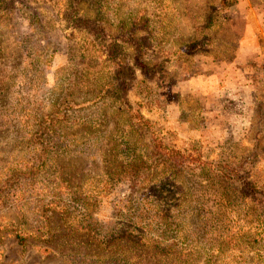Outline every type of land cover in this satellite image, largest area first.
I'll return each mask as SVG.
<instances>
[{"label":"rangeland","instance_id":"1","mask_svg":"<svg viewBox=\"0 0 264 264\" xmlns=\"http://www.w3.org/2000/svg\"><path fill=\"white\" fill-rule=\"evenodd\" d=\"M76 1L0 0V264H264V0Z\"/></svg>","mask_w":264,"mask_h":264},{"label":"trees","instance_id":"2","mask_svg":"<svg viewBox=\"0 0 264 264\" xmlns=\"http://www.w3.org/2000/svg\"><path fill=\"white\" fill-rule=\"evenodd\" d=\"M69 4L71 5V8H75L77 1L76 0H69ZM109 58L113 64V82L114 84L109 87V91H107V94L109 96L116 100L119 103H122L121 108H126L127 110L131 108L129 101L127 100V91L129 89V82L125 78V70L127 69L126 64L122 63V61L119 60L118 54L116 52L109 51ZM123 111H126L125 109H122ZM127 113V112H126ZM133 118L136 120V131L139 130L146 135L151 137V150L152 155L157 157L159 156H165V159H159V161H162L163 164H166V162H176L180 164V166L188 164H197V168L200 169V174L203 176L208 175L209 167L210 165L208 163H205V161H202L200 155H196L194 159H190V155H186V151H179L171 147L165 146L161 140L158 139V135L156 134V131L153 129V124L149 119H146L143 117L138 111H136V114L133 115ZM143 135V134H142ZM161 158V157H160ZM158 163V162H157ZM133 170V174H128L131 178H127V172L128 169ZM130 168H126L123 163H120L118 166L119 171L117 175V179L115 181L120 180H129L131 182L130 188L134 189L135 194H141L138 191L145 189V186L149 185V173L155 170L153 168L152 170L147 171L146 169L140 171V169L137 168V165H131ZM181 173V172H180ZM144 182H148V185H144ZM133 193V192H132ZM145 238L143 236L139 237ZM16 239L19 245L23 246L25 243V235L23 233L16 234ZM115 244H113L111 247H113ZM76 252V251H75ZM112 257L110 259L105 258H99L97 260V264H131L129 263V259L124 258L121 256V253H114L111 255Z\"/></svg>","mask_w":264,"mask_h":264}]
</instances>
